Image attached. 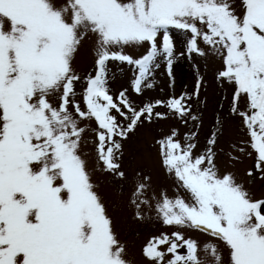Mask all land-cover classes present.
<instances>
[{"label": "snow or ice", "instance_id": "6c2138e0", "mask_svg": "<svg viewBox=\"0 0 264 264\" xmlns=\"http://www.w3.org/2000/svg\"><path fill=\"white\" fill-rule=\"evenodd\" d=\"M241 9L237 13L230 0H65L60 7L54 0H0V264H127L80 154V123L97 122L98 160L123 179L121 142L154 115L165 118L154 113L164 102L137 110L125 92L114 99L107 62L133 65L140 94L152 87L148 81L160 56L171 69L170 29L192 34L189 52L202 55V40L224 56L220 78L236 86L232 113L243 118L257 168L264 171V0H241ZM89 33L97 37V74L87 80L84 110L74 102L80 77L72 61ZM145 43L149 50L141 58L123 52ZM57 93L54 106L50 97ZM242 97L247 111L239 110ZM185 99L173 98L167 107L187 123L197 117ZM175 135L159 141L163 163L191 202L163 194L157 202L163 222L211 229L231 250V264H264V200L252 201L232 174H219L214 136L194 157L196 145L182 146ZM144 190L139 184L135 195ZM173 237L154 238L145 256L155 264H165L166 255L167 264H203L196 241L179 232ZM205 251L219 264L215 245Z\"/></svg>", "mask_w": 264, "mask_h": 264}, {"label": "rangeland", "instance_id": "374dc122", "mask_svg": "<svg viewBox=\"0 0 264 264\" xmlns=\"http://www.w3.org/2000/svg\"><path fill=\"white\" fill-rule=\"evenodd\" d=\"M54 3L60 7L65 0H54ZM230 3L237 13L242 10L241 0H230ZM8 28L9 24L5 21V30ZM170 38L174 46L171 69L166 57L160 56L156 61L158 66L148 81L152 87H143L140 94L134 91L137 69L133 65L115 60L107 62V86L114 99L125 92L137 110L149 104L156 105L158 101L164 102L154 108V113H161L165 118L154 115L150 123L145 121L121 142L122 152L118 163L121 165L120 171L125 174L124 178L109 173L99 162L97 132L100 130L94 119L82 120L80 123L85 128L80 154L88 163L91 181L106 207L114 233L124 246L123 259L127 264H155L145 256V248L154 238L162 235L174 238L173 233L176 232L185 239L197 242L198 255L203 264H216L209 252L205 251L209 245H215L218 250L219 264H231V250L223 240L209 234L211 229L201 231L169 226L157 211V202L165 193L171 199L183 197L191 202L190 194L180 186L174 173H170L163 163L159 141L174 134L182 146L188 143L196 145L193 149L194 157L208 150L209 140L214 136L216 143L212 147L219 174H232L249 193L252 201L264 200V171L257 168L258 157L251 147L249 130L243 118L232 113L236 86L219 75L225 69L224 56L202 40L198 42L202 55L189 52L192 34L188 31L170 29ZM148 50L149 45L145 43L142 46L126 47L123 52L138 59ZM97 58V37L89 33L81 41L72 61V68L80 77L75 83L74 102L84 110V90L88 78L97 74ZM59 95L57 93L50 97L54 106L60 103ZM182 96L191 108L190 116H196V120L188 118L187 123H184L167 107L171 99ZM239 110L247 111L244 97L239 101ZM112 114L122 124L128 123L114 110ZM189 137L192 139L189 140ZM141 183L145 185L144 194L137 196L135 193ZM166 248L165 245L161 250ZM180 251L184 253L185 249ZM170 258L166 255L165 264Z\"/></svg>", "mask_w": 264, "mask_h": 264}]
</instances>
